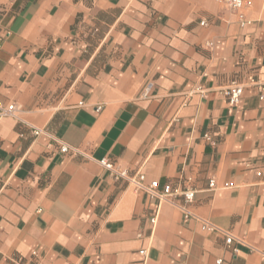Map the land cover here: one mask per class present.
Wrapping results in <instances>:
<instances>
[{
    "label": "crops",
    "instance_id": "obj_1",
    "mask_svg": "<svg viewBox=\"0 0 264 264\" xmlns=\"http://www.w3.org/2000/svg\"><path fill=\"white\" fill-rule=\"evenodd\" d=\"M252 2L0 0V100L18 107L0 119V264L33 251L44 264H264V0ZM234 83L236 107L222 93ZM104 159L194 189L190 211L247 245L234 255Z\"/></svg>",
    "mask_w": 264,
    "mask_h": 264
},
{
    "label": "built area",
    "instance_id": "obj_2",
    "mask_svg": "<svg viewBox=\"0 0 264 264\" xmlns=\"http://www.w3.org/2000/svg\"><path fill=\"white\" fill-rule=\"evenodd\" d=\"M223 2L229 9L233 11H241L247 8L252 7V0H219ZM242 25H245L247 21L240 16ZM201 24L204 26L208 25L206 20H202ZM151 88V85L148 87V91ZM258 92L260 98L264 99V84H258ZM224 97L227 99L228 103L232 107H236L241 103L244 87L241 84L234 83L231 86L222 90ZM147 94V93H146ZM101 110V107L98 108ZM18 107L16 104H5L0 100V119L4 117H17ZM33 132L35 135L46 134L50 136L47 131L34 128ZM209 139V137L207 136ZM59 149L64 154H76L79 153L77 148H72L68 144L59 143ZM103 167L108 170L116 181H125L128 185L133 186V188L140 193H145L150 196L151 199H155L158 203V206L162 204H170L175 208L183 212L186 219L196 218L198 221L210 232H217L225 238L226 248L232 252L234 255H237L240 252V247L247 245L246 241L243 238H239L233 235L231 232L224 230L212 222L197 217L193 214L189 205L194 202L196 197V192L194 189L183 185L182 183L173 184L167 183L163 187L157 182H146L145 174L136 172L131 173L127 169L120 168L116 163L110 162L107 159L101 161ZM215 185L214 180H210V188H213ZM141 236V234L139 235ZM143 253H146L145 251ZM32 264H44L43 258L40 256L38 251H33L31 254ZM222 263V260L218 261V264ZM20 264H23L20 262Z\"/></svg>",
    "mask_w": 264,
    "mask_h": 264
}]
</instances>
